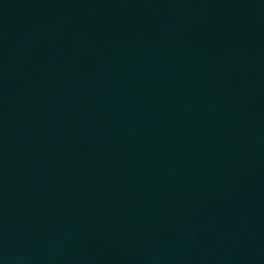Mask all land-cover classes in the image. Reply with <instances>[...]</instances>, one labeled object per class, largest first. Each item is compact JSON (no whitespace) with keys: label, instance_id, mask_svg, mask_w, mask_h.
Returning <instances> with one entry per match:
<instances>
[{"label":"water","instance_id":"95a60500","mask_svg":"<svg viewBox=\"0 0 264 264\" xmlns=\"http://www.w3.org/2000/svg\"><path fill=\"white\" fill-rule=\"evenodd\" d=\"M0 264H264V0H0Z\"/></svg>","mask_w":264,"mask_h":264}]
</instances>
